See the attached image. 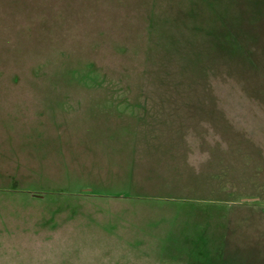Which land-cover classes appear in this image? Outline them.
Here are the masks:
<instances>
[{
	"label": "rangeland",
	"instance_id": "1",
	"mask_svg": "<svg viewBox=\"0 0 264 264\" xmlns=\"http://www.w3.org/2000/svg\"><path fill=\"white\" fill-rule=\"evenodd\" d=\"M0 104L34 263L264 264V0H0Z\"/></svg>",
	"mask_w": 264,
	"mask_h": 264
},
{
	"label": "crops",
	"instance_id": "2",
	"mask_svg": "<svg viewBox=\"0 0 264 264\" xmlns=\"http://www.w3.org/2000/svg\"><path fill=\"white\" fill-rule=\"evenodd\" d=\"M12 110L13 107L0 104V264H36L34 262L39 261V253L32 249V237H37L32 223L42 220L41 208L45 204L41 199L31 197V186L17 181L20 165L15 166L10 154H16V137L23 142L32 131L29 125L19 124L15 120ZM17 126H21L19 133ZM18 152L26 154L22 150ZM23 173L26 175L29 172ZM111 203L150 206L149 202L143 200H113ZM44 216L48 218L46 214ZM128 253L133 256L132 250Z\"/></svg>",
	"mask_w": 264,
	"mask_h": 264
}]
</instances>
